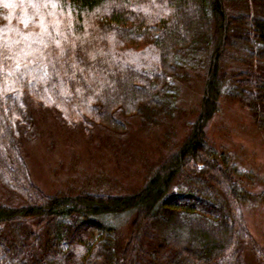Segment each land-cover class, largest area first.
<instances>
[{
  "label": "trees",
  "instance_id": "obj_1",
  "mask_svg": "<svg viewBox=\"0 0 264 264\" xmlns=\"http://www.w3.org/2000/svg\"><path fill=\"white\" fill-rule=\"evenodd\" d=\"M190 73L203 80L200 111L141 186L33 183L27 97L64 128L123 132L119 115H171ZM222 96L264 131V0H0V185L21 201L0 203V264H245L248 243L264 261L242 212L252 174L205 132Z\"/></svg>",
  "mask_w": 264,
  "mask_h": 264
},
{
  "label": "rangeland",
  "instance_id": "obj_2",
  "mask_svg": "<svg viewBox=\"0 0 264 264\" xmlns=\"http://www.w3.org/2000/svg\"><path fill=\"white\" fill-rule=\"evenodd\" d=\"M156 35L158 28L151 27ZM201 74L190 73L178 85L171 115L142 124L137 116H120L123 132L94 125L89 134L64 128L51 109L27 97L33 123L30 137L21 142V152L33 183L44 193H75L83 189L109 194H128L141 186L146 172L166 157L186 136L189 124L200 111L203 90ZM217 112L207 121L205 132L214 149L229 154L237 167L252 174L251 196L242 212L256 246L264 249V131L241 104L221 97ZM0 203L17 206L21 201L0 185ZM121 236L128 220H116ZM124 223V224H123ZM252 244L243 247L245 264L257 261Z\"/></svg>",
  "mask_w": 264,
  "mask_h": 264
}]
</instances>
